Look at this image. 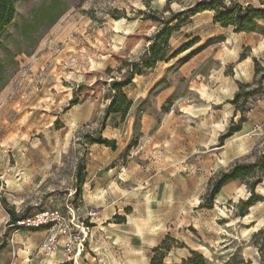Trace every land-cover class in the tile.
<instances>
[{
	"label": "rangeland",
	"instance_id": "rangeland-1",
	"mask_svg": "<svg viewBox=\"0 0 264 264\" xmlns=\"http://www.w3.org/2000/svg\"><path fill=\"white\" fill-rule=\"evenodd\" d=\"M10 1L0 32V264H150L162 241L166 264L192 251L210 264H260L264 134L253 125L264 111V19L237 32L214 16L264 0ZM153 43L158 53L167 44L163 60L129 75ZM114 82L131 102L124 117L107 113ZM235 166L242 175L210 199ZM44 210L64 219L50 254L42 246L57 227L17 223Z\"/></svg>",
	"mask_w": 264,
	"mask_h": 264
},
{
	"label": "trees",
	"instance_id": "trees-1",
	"mask_svg": "<svg viewBox=\"0 0 264 264\" xmlns=\"http://www.w3.org/2000/svg\"><path fill=\"white\" fill-rule=\"evenodd\" d=\"M215 1V0H212ZM222 1H219L221 3ZM203 4H208L205 2V0H202L196 4V8H199ZM225 12H220L218 9H215V16L214 21L221 23L222 26L227 27L229 25H233L235 27V30L237 32H251L254 31L256 28L255 20L256 19H264L261 13H264V9L261 10H253L252 12L247 11L244 9L245 12H242L241 5L234 3L232 7H224L221 6ZM197 9L191 10L187 9L186 11L191 12L192 14H195L200 11H195ZM183 11L178 12L177 14L180 15L183 13ZM256 13L257 15H254ZM13 14V6L10 0H0V32L2 31L3 27L8 25L12 19ZM250 16V17H249ZM237 17L236 22H233V18ZM158 44L153 43L150 47L146 50V57L141 61V63H136L134 67H132L129 70V75L137 74L140 75V70L138 65H142L146 68L153 67L157 61H162L164 52L167 49V44H164V50L161 53H158ZM182 50L178 51L182 52ZM125 86V84L122 82H114L112 86V93L113 95L110 97L107 113L108 114H120L122 117H124L130 107L131 102L128 100L126 95L123 93L122 88ZM235 103V99L231 101V104ZM240 167L235 166L228 170L225 173L221 174V177L215 181V183L211 187L209 198H214L215 195H217L223 185L226 183L235 180L239 178L242 173H240ZM258 182H253L249 185V190L251 191V196L246 202V207H251L256 201V197L253 195L254 187ZM242 216V215H241ZM24 218V217H23ZM22 219V218H21ZM20 220V219H19ZM18 220V221H19ZM254 246L258 249L259 253V259L260 264H264V229L257 232L256 235H254ZM164 241L161 242L160 246L156 247L154 252L155 255L152 257L150 264H166L163 262L164 255L160 251L162 249H165L166 251L169 250L168 247H163ZM243 263V262H241ZM180 264H210L202 255L201 253H197L195 251L191 252V256L188 259L182 260ZM245 264H250L249 262Z\"/></svg>",
	"mask_w": 264,
	"mask_h": 264
},
{
	"label": "built area",
	"instance_id": "built-area-1",
	"mask_svg": "<svg viewBox=\"0 0 264 264\" xmlns=\"http://www.w3.org/2000/svg\"><path fill=\"white\" fill-rule=\"evenodd\" d=\"M253 131L255 134H264V111L261 120L254 123ZM63 220L62 214L58 210H44L35 215L24 217L17 223H19V226L24 229H40L46 227L54 229L57 227L55 233L50 232L42 246V252L44 254H50L57 243V235L65 233V229L62 228Z\"/></svg>",
	"mask_w": 264,
	"mask_h": 264
},
{
	"label": "bare ground",
	"instance_id": "bare-ground-1",
	"mask_svg": "<svg viewBox=\"0 0 264 264\" xmlns=\"http://www.w3.org/2000/svg\"><path fill=\"white\" fill-rule=\"evenodd\" d=\"M230 142H232V143H234V142H237V147L240 149V150H244V142H243V139H241L240 137H238V135H236V136H234V137H232L231 139H230ZM246 223H248V222H250L247 218H246ZM153 227V226H152ZM153 232H155V231H158L156 228H154L153 227V230H152ZM138 235H140V233L138 232L137 233ZM198 247V249L200 250V251H205L206 249H205V247L204 246H202V245H198L197 246ZM113 261V260H112ZM113 263H115V264H118L116 261H114ZM128 263L129 264H134L133 263V261H128ZM120 264V263H119Z\"/></svg>",
	"mask_w": 264,
	"mask_h": 264
},
{
	"label": "water",
	"instance_id": "water-1",
	"mask_svg": "<svg viewBox=\"0 0 264 264\" xmlns=\"http://www.w3.org/2000/svg\"><path fill=\"white\" fill-rule=\"evenodd\" d=\"M202 255V254H201ZM203 256V255H202Z\"/></svg>",
	"mask_w": 264,
	"mask_h": 264
}]
</instances>
